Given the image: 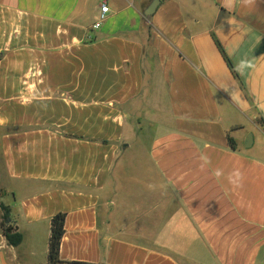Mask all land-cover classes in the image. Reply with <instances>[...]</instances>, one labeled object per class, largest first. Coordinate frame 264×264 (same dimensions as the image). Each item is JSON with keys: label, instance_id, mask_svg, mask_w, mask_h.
Returning a JSON list of instances; mask_svg holds the SVG:
<instances>
[{"label": "crops", "instance_id": "1", "mask_svg": "<svg viewBox=\"0 0 264 264\" xmlns=\"http://www.w3.org/2000/svg\"><path fill=\"white\" fill-rule=\"evenodd\" d=\"M151 1L0 0V264H264V0Z\"/></svg>", "mask_w": 264, "mask_h": 264}, {"label": "trees", "instance_id": "2", "mask_svg": "<svg viewBox=\"0 0 264 264\" xmlns=\"http://www.w3.org/2000/svg\"><path fill=\"white\" fill-rule=\"evenodd\" d=\"M214 38V37H213ZM214 42L221 53L223 59L226 61L228 67L233 72L232 66L227 59L224 51L222 50L219 42L214 39ZM228 144L231 148H233V141L228 136ZM2 191L0 192V195ZM0 210L2 212V219L0 221V229L2 231V235L4 236L8 245L16 247L21 243L22 236L14 230V228L10 224V209L3 205L0 202ZM64 221L65 214L59 213L54 215L50 220V236L48 239V253H47V261L48 264H88L83 262H62L59 260L58 252L60 247V242L64 233Z\"/></svg>", "mask_w": 264, "mask_h": 264}, {"label": "built area", "instance_id": "3", "mask_svg": "<svg viewBox=\"0 0 264 264\" xmlns=\"http://www.w3.org/2000/svg\"><path fill=\"white\" fill-rule=\"evenodd\" d=\"M108 14H109V8L107 4L105 2H101V4L99 5L97 18L95 22L92 24L91 28L93 30H97L101 26V24L104 21H106V19L108 18Z\"/></svg>", "mask_w": 264, "mask_h": 264}, {"label": "water", "instance_id": "4", "mask_svg": "<svg viewBox=\"0 0 264 264\" xmlns=\"http://www.w3.org/2000/svg\"><path fill=\"white\" fill-rule=\"evenodd\" d=\"M158 4H159V0H152L143 13L144 17L146 18L150 17L155 12ZM250 144H251V136L248 135L247 142L244 145L245 147H249Z\"/></svg>", "mask_w": 264, "mask_h": 264}, {"label": "rangeland", "instance_id": "5", "mask_svg": "<svg viewBox=\"0 0 264 264\" xmlns=\"http://www.w3.org/2000/svg\"><path fill=\"white\" fill-rule=\"evenodd\" d=\"M4 174V164H3V160L0 154V177ZM1 192V190H0Z\"/></svg>", "mask_w": 264, "mask_h": 264}]
</instances>
